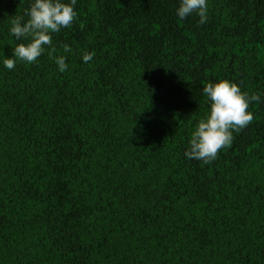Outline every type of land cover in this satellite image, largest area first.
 Masks as SVG:
<instances>
[{
  "label": "trees",
  "instance_id": "16d2710c",
  "mask_svg": "<svg viewBox=\"0 0 264 264\" xmlns=\"http://www.w3.org/2000/svg\"><path fill=\"white\" fill-rule=\"evenodd\" d=\"M30 2L0 0V264H264V103L213 163L184 155L204 83L264 98V0H209L204 25L178 0H78L53 35L68 71L8 70Z\"/></svg>",
  "mask_w": 264,
  "mask_h": 264
},
{
  "label": "clouds",
  "instance_id": "9594fccd",
  "mask_svg": "<svg viewBox=\"0 0 264 264\" xmlns=\"http://www.w3.org/2000/svg\"><path fill=\"white\" fill-rule=\"evenodd\" d=\"M78 0H31L24 15L10 20L9 35L19 41L12 48L11 56H4L3 67L13 70L17 62L31 65L47 54L57 65L58 71H68V54L71 45H62V52L53 44V35L72 26L78 18L76 5ZM209 0H178L175 9L181 21L196 14L198 23L204 25L208 20ZM27 17V18H25ZM95 51H85L82 61L90 63ZM203 95L208 103V110L198 120L191 131L184 155L189 160H199L204 164L213 163L218 153L231 147L234 133L247 128L254 120L249 111L250 105L264 103L259 92L242 90L240 85L229 78H220L203 85Z\"/></svg>",
  "mask_w": 264,
  "mask_h": 264
}]
</instances>
